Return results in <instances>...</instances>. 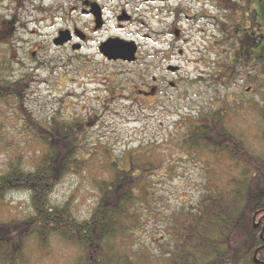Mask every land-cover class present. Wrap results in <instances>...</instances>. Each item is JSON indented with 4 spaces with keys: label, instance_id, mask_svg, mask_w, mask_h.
<instances>
[{
    "label": "rangeland",
    "instance_id": "374dc122",
    "mask_svg": "<svg viewBox=\"0 0 264 264\" xmlns=\"http://www.w3.org/2000/svg\"><path fill=\"white\" fill-rule=\"evenodd\" d=\"M258 2L259 7H254L260 11L262 18L264 0ZM61 6L60 0H0V20L13 26V37L0 44V55L8 63L1 67L7 72V82L18 81L19 85L17 92L13 91L0 107V174L5 173L7 163L19 155L18 149L21 146L25 147L22 161L27 166L31 164L36 157L34 153L41 149L39 136L42 132L39 126L42 130L48 129L47 123L55 119L61 123H83L85 131L80 137L83 136L81 138L84 141L80 142L86 144L85 149L107 150L112 154L108 159L99 160L96 157L90 169L65 175L50 197L54 205L66 202L75 219L83 221L89 217L96 204L97 182L105 173L100 167L108 165L105 161L111 162L121 157L124 159L129 152H148L147 156L133 159L132 164L141 169L135 172V176L142 175L149 184L154 183L155 187L150 189L138 186L134 189V194L142 197L147 191L146 198L150 199L154 213L149 212L148 215L142 211L144 222L141 220L142 224L135 226L137 230H129L123 237L120 235L116 240V250L111 253L130 256L137 264H171L177 255L170 261V255H166L164 250L171 242L179 240L176 236L178 227H182L192 217L189 209L194 208L207 188L211 190L216 186L223 190L239 174L226 149L218 154L213 152V148L208 149L206 157L210 161L206 158L200 163L196 155L191 160L189 155L178 152L180 148L177 149V143H173L183 136L185 126L191 116L197 115L198 109L207 113L208 106L221 105L214 104L220 100L225 106L226 125L232 134L236 138L248 139L245 144L253 155L263 154V118L260 116V124L255 118L253 125L252 114L246 113L239 100L244 97L247 87L246 83H241V79H245L248 73H253H240L238 81L220 80L223 66L215 63V48L210 45H206V48L212 50V56L208 55L207 59H213L212 63L204 67L199 62L196 52L201 49L200 45L205 37H199L196 32L204 28L208 37L214 34L218 24L214 18L201 23L192 21L184 24L185 34L192 37H187L188 44L181 46L185 58L179 64L178 75L168 74L166 69L174 65L166 63L159 64L158 70H149L142 62L134 65L87 62L83 53L73 55L68 47H56L53 44L58 33L64 34L62 31L66 26L59 14ZM236 18L237 22H241L240 17ZM261 18L259 22L264 35ZM144 32L143 28L134 25H130L127 31L130 36H137L139 44ZM68 56L74 59L68 61ZM259 69L260 82L255 84V90L252 91L255 101L251 103L249 100L246 105L247 110L249 106L252 109L253 106H258L260 113L264 115V67ZM199 75L204 79H198L195 84L193 78ZM152 76L165 78L162 79L164 84L157 97H154V88L147 93L142 92L146 91L145 84L152 82ZM167 81L174 82L176 87L169 86ZM238 82L241 85L239 88ZM227 94L230 102L234 98L237 104L239 102L238 108L236 103H232L235 110L225 102ZM245 113L250 124H246L242 118ZM25 116L31 119L30 122L34 121V124L27 125ZM252 125L254 129H258L259 135L254 132ZM142 148H145L144 152L141 151ZM231 150L230 144L229 152ZM237 164L243 165L242 162ZM164 169L169 170L168 175L158 181L157 177L161 176ZM150 174L155 177L149 178ZM159 182L163 185H159ZM206 205L204 211L207 213L212 210V203L207 202ZM197 211L199 212V206ZM31 213L29 195L25 192H10L0 203V222L3 224L20 222ZM263 219L254 217L251 220L253 228H264ZM251 223L246 225L247 229ZM27 246V259L32 264H75L78 259L77 248L61 241L50 242L43 255H38L34 242H27ZM255 259L257 260L256 257Z\"/></svg>",
    "mask_w": 264,
    "mask_h": 264
},
{
    "label": "trees",
    "instance_id": "16d2710c",
    "mask_svg": "<svg viewBox=\"0 0 264 264\" xmlns=\"http://www.w3.org/2000/svg\"><path fill=\"white\" fill-rule=\"evenodd\" d=\"M258 17L261 18L260 14ZM261 19L264 23V15ZM12 35L13 26L0 20V44L6 43ZM260 55V66L264 67V55ZM0 64L1 107L13 91L17 92L19 85L18 81L7 82V72L1 66L8 63L2 55ZM217 103L221 105H218L213 115L210 106L207 113L198 109L197 115L190 117L183 136L173 144L177 143V149L180 148L178 152L191 158L196 155L200 163L206 158L209 160L206 157L208 149L213 148L216 154L226 149L239 174L223 190L216 186L205 190V195L199 200V212H196L195 220L191 219L182 227L179 226L176 233L179 240L171 242L164 250L166 255H170V261L177 255L171 264H255L254 256L260 264L264 262L263 240L259 236L261 226L254 229L251 223L254 217L264 218V153L253 155L245 143L218 140L226 138L228 132L225 128L227 116H221L225 106L220 100L214 102ZM246 103L244 109L247 110ZM234 104L228 106L235 110ZM260 116L264 123V115L261 113ZM25 119L27 125L34 124L28 116ZM47 124L48 129L42 130L39 126L42 132L39 136L41 149L34 153L36 157L31 164L27 166L22 161L25 147L21 146L18 149L19 155L14 156L7 163L6 172L0 174V203L10 192H25L29 195L32 211L20 222H0V264H32L27 259V242L30 241L35 243L38 255H43L49 243L54 241L77 248L79 253L75 264H137L130 256L113 255L111 251L116 250V240L120 235L123 237L125 232L127 234L129 230H135V226L142 224L141 220L144 222L142 211L148 215L149 212L154 213L150 199L146 198V190L142 197L134 194L138 186L150 189L155 187L154 183L149 184L142 175L135 176V172L141 169L132 164L133 159L147 156L148 152L142 148V154L129 152L124 159L121 157L119 160L105 161L108 165L100 167L105 173L97 182L96 204L89 217L79 221L66 202L54 205L50 197L65 175L90 169L96 157L99 160L108 159L112 153L85 149L86 144L80 142L84 141L81 138L83 136L80 137L85 131L83 123H61L55 119ZM228 136L232 137L230 129ZM230 144L232 150L229 152ZM238 162L243 165L239 166ZM163 171L157 177L158 181L168 175V169ZM152 177L155 176L150 174L149 178ZM207 202L212 203V210L206 213L204 208ZM249 223L251 225L247 229ZM261 231L264 238V232ZM258 247V253L254 255Z\"/></svg>",
    "mask_w": 264,
    "mask_h": 264
},
{
    "label": "flooded vegetation",
    "instance_id": "af4514ba",
    "mask_svg": "<svg viewBox=\"0 0 264 264\" xmlns=\"http://www.w3.org/2000/svg\"><path fill=\"white\" fill-rule=\"evenodd\" d=\"M258 1L60 0L62 6L59 14L66 24L62 31L64 32L65 42L61 47H68L73 55L83 53L84 60L91 63L134 65L142 62L143 66H146L149 70H158L157 66L163 63L174 65L169 66L166 72L175 76L180 73L179 64L185 58L181 46L188 44L187 37H192L185 34L184 24L192 21L201 23L214 18L218 22L214 34L212 33L208 37L206 35L207 30L204 28L196 32L199 37H205L203 44H199L201 49L197 50L196 54L199 56V62L207 67L213 59H207L208 55L212 56V50L206 48V45L215 48V63L223 66L220 70L222 71V78H220L222 81L233 82L241 75L240 73L246 71L253 73L251 75L248 73L245 79H241V83L247 84L245 93H243L244 97L239 99L244 108L245 102L251 100V103H253L255 101L252 97V91L255 90V84L260 82L258 74L261 67L259 58L262 56H259V54L264 55V35L261 32L258 17L260 11L255 8L259 7ZM218 11L221 13H218ZM236 17H240L241 22H237ZM130 25L145 30L141 37V44H139L137 36H130L127 33ZM230 33L231 35H229ZM127 42H132L136 48V60L132 63L122 59L113 60L110 57L108 58L102 51L104 45L112 43L126 45ZM32 56L34 57V54ZM74 57L77 59V56ZM67 59L72 61L74 58L71 59L68 56ZM159 69L163 70L161 67ZM151 78L152 82L145 84L146 91L142 92L147 93V91L154 88L153 94L154 97H157L161 92L162 84H164L162 79L165 78L161 79L159 76H152ZM198 79L203 80L204 77L199 75L193 78L195 84ZM167 84L173 88L176 87L174 82L167 81ZM240 86L239 83L238 88ZM224 99L230 105L233 102L237 103L235 98L230 102L229 94ZM214 107H210V111L213 110L211 115L217 111L219 106L215 105ZM246 113L252 114L253 125L255 118L260 124L261 113L258 106H253V109L249 106ZM246 113L242 118L245 119L246 124H250V119ZM221 116H227L226 110L221 113ZM225 128L229 135V128L227 126ZM254 132L259 135L258 129H254ZM228 135H226V138L218 140L226 141V143L235 141L237 144L249 141L245 137L236 138V135L232 134V137ZM250 138L254 139L253 137ZM196 211L197 203L194 213ZM262 228L260 229L262 230ZM258 249L259 247L255 249L254 255L258 253ZM255 264H260V262Z\"/></svg>",
    "mask_w": 264,
    "mask_h": 264
},
{
    "label": "water",
    "instance_id": "95a60500",
    "mask_svg": "<svg viewBox=\"0 0 264 264\" xmlns=\"http://www.w3.org/2000/svg\"><path fill=\"white\" fill-rule=\"evenodd\" d=\"M64 42L65 38L63 36V33H60L58 38L53 41V44L55 46H62ZM102 51H104V54L108 58L110 57L113 60L122 59L129 63L135 61L136 48L134 47L133 43H127L126 45H122L119 43L104 45ZM254 261L257 262L256 260Z\"/></svg>",
    "mask_w": 264,
    "mask_h": 264
}]
</instances>
